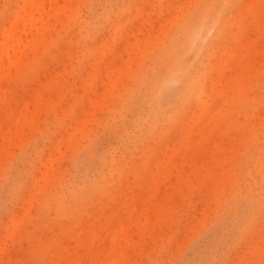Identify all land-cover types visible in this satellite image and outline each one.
Returning a JSON list of instances; mask_svg holds the SVG:
<instances>
[{"label": "rangeland", "instance_id": "rangeland-1", "mask_svg": "<svg viewBox=\"0 0 264 264\" xmlns=\"http://www.w3.org/2000/svg\"><path fill=\"white\" fill-rule=\"evenodd\" d=\"M42 4L0 75V264H264V0Z\"/></svg>", "mask_w": 264, "mask_h": 264}, {"label": "bare ground", "instance_id": "bare-ground-1", "mask_svg": "<svg viewBox=\"0 0 264 264\" xmlns=\"http://www.w3.org/2000/svg\"><path fill=\"white\" fill-rule=\"evenodd\" d=\"M44 1L46 2L48 0H31L30 4L28 3L29 4L28 7H30L29 10L25 11V13H23V16L21 18H19V19L15 18V20L12 21V23L9 25V28L5 32V34L4 35L2 34L3 35L2 36L3 42L0 45V75H1V72L3 70H5V68L11 67L12 65L15 64V60H17L16 58H18L17 55L19 52V47L23 44V40H24L23 36L25 38V34H26L25 33V31H26L25 26H26V24L27 25L29 24L31 27H36V26H34L35 22H39V21L42 22L41 21V19H42L41 15H42V12H44L43 7H42V5H43L42 2H44ZM25 4L26 3H24V6H26ZM37 15H38V17H36ZM19 24H21L20 28H19ZM24 29H25V31H24ZM27 29H29V28H27ZM29 31H30V29H29ZM29 115H30V113H29Z\"/></svg>", "mask_w": 264, "mask_h": 264}]
</instances>
